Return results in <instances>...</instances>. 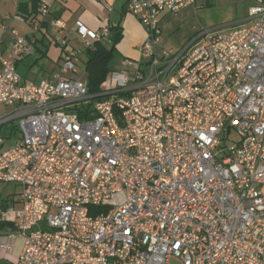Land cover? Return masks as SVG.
<instances>
[{
    "label": "built area",
    "instance_id": "built-area-1",
    "mask_svg": "<svg viewBox=\"0 0 264 264\" xmlns=\"http://www.w3.org/2000/svg\"><path fill=\"white\" fill-rule=\"evenodd\" d=\"M194 2L127 0L145 31L140 60L125 61L132 76L108 74L101 100L76 62L107 28L77 22L82 46L34 82L16 67L27 37L0 25V106L11 107L0 129L16 121L19 133L0 150V183L20 188L17 206L0 198V248L23 239L15 264H264V0L234 28L158 54L160 12ZM19 19L40 30L36 16Z\"/></svg>",
    "mask_w": 264,
    "mask_h": 264
},
{
    "label": "crops",
    "instance_id": "crops-1",
    "mask_svg": "<svg viewBox=\"0 0 264 264\" xmlns=\"http://www.w3.org/2000/svg\"><path fill=\"white\" fill-rule=\"evenodd\" d=\"M31 1L33 0H0V25L15 28L14 22H19L20 26L21 23H26L19 19V16H24L25 13L18 10V5L27 4L29 12ZM252 2L253 0H195L194 4L183 7L177 12L161 11L158 17L160 35L159 43L156 45L157 53L176 52L182 49L195 33L204 28L223 27L227 30L234 28L245 20ZM126 4L127 0H49L47 15L40 17L37 13H31L41 20V27L38 32L32 31L31 34L25 35L31 51L17 61V69L21 65L25 70L31 71L34 65L41 61L40 59L49 57V46L45 43V40H48L59 46L58 59L53 68L45 72L42 79L49 77L60 66L65 52L79 47L73 43L79 41L74 35L77 22L92 31L120 27L122 36L115 45L114 55H117L124 65L126 60H140L139 48L145 38V31L138 19L128 12ZM240 13L241 16H237ZM27 14L30 15V12L25 15ZM54 22H59L63 27L55 26ZM52 28L56 33L52 32ZM63 39L68 45L61 50L62 44L59 45V40L62 42ZM8 43L9 36L4 35L3 50L8 47ZM111 71L115 70H110L109 73ZM20 75L27 80L26 74ZM17 204L15 202L12 206ZM8 229H10L8 225L0 227V243L5 241ZM22 245L23 239L16 238L12 249L6 251L0 248V264H15Z\"/></svg>",
    "mask_w": 264,
    "mask_h": 264
},
{
    "label": "rangeland",
    "instance_id": "rangeland-1",
    "mask_svg": "<svg viewBox=\"0 0 264 264\" xmlns=\"http://www.w3.org/2000/svg\"><path fill=\"white\" fill-rule=\"evenodd\" d=\"M242 13L238 14L237 16H241ZM19 22H14V26L15 28L22 34V35H27V34H31L32 33V28L30 26H28L26 23H21L22 26H20L18 24ZM24 25V26H23ZM220 30H227L226 28H222ZM38 32V31H37ZM52 32L56 33V31L52 28ZM59 38H61V36H58ZM45 43L48 44L49 48H48V56L44 59H40L41 61H39V63L35 64L33 69H31V71H27V69L25 70L21 65L18 66V73L22 74V75H27V80H32L35 82H39L43 77L45 72L50 71L54 64L55 61L58 59V53H59V46L49 42L48 40H45ZM73 43L77 44L79 47L82 46V44L80 43V41H73ZM59 45H61V42L59 40ZM78 61L76 62L77 65V69H76V73L78 75H82V73H84L82 75L83 79L85 80L86 75H85V65H84V61H85V55L82 53H80V55L78 56ZM107 67L109 70H115L118 72H123V73H127V75L132 76L135 73V69L132 67H126L118 58L117 55H114L113 58L107 63ZM145 72H148L147 68H144ZM108 74L109 72L106 74L104 80L102 81V83L100 84V88L106 87L107 85V79H108ZM11 107L9 106H0V115H2L4 112H8L10 110ZM16 122V121H15ZM15 122H11L8 124H5L1 127L0 129V137L2 139H4V143L3 145H1L0 150L5 149L7 146L13 144L16 139L19 136L18 131L13 129V126L15 125ZM20 192V188L13 184V183H0V198L1 200H6L9 205H13V203L16 202L18 193Z\"/></svg>",
    "mask_w": 264,
    "mask_h": 264
},
{
    "label": "trees",
    "instance_id": "trees-1",
    "mask_svg": "<svg viewBox=\"0 0 264 264\" xmlns=\"http://www.w3.org/2000/svg\"><path fill=\"white\" fill-rule=\"evenodd\" d=\"M38 1H31L30 3V15L28 12L27 4L21 3L18 5V10L24 14V17L32 16L31 13H37ZM109 35L105 40L93 41L91 46L83 49L85 55V82L89 94L95 95V100H101L107 98L108 93H103V88H100V84L104 80L106 74L110 71L107 67V63L113 58L115 45L119 42L122 36L120 27L110 28ZM65 46H62L61 50H64ZM67 52V51H66ZM94 100L86 101L82 103V106L78 108L77 115L80 119L91 117V104ZM4 227V224H0V227Z\"/></svg>",
    "mask_w": 264,
    "mask_h": 264
}]
</instances>
